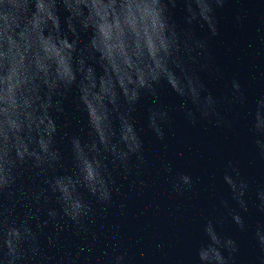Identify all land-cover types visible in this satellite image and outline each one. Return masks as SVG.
<instances>
[{
    "label": "clouds",
    "instance_id": "1",
    "mask_svg": "<svg viewBox=\"0 0 264 264\" xmlns=\"http://www.w3.org/2000/svg\"><path fill=\"white\" fill-rule=\"evenodd\" d=\"M226 2L0 0V264H46L63 232L72 230L77 240L89 232L97 215L93 202L110 205L118 176L132 178L133 158L137 168L145 161L134 120L142 96L153 98L147 128L159 142L174 112L193 125L201 120L221 126L227 123L221 106L246 102L239 80L218 97L202 78L212 67L207 41L195 38L194 26L216 36L215 12ZM178 3L184 5L182 25L172 13ZM163 83L187 103L162 104ZM73 89L85 126L69 132L59 117ZM249 130L264 158V93L254 101ZM222 179L239 209L228 218L244 231L241 213L248 211L251 186L232 161ZM193 184L191 175L177 172L172 190L183 194ZM256 199L264 215V188ZM221 203L228 208V201ZM222 223L204 224L205 242L196 248L194 264H235L239 245L217 231ZM254 238L264 253V223L255 226ZM94 247L77 244L76 255ZM258 259L264 264V255ZM63 264H74L71 253ZM112 264H126V256L114 255Z\"/></svg>",
    "mask_w": 264,
    "mask_h": 264
}]
</instances>
